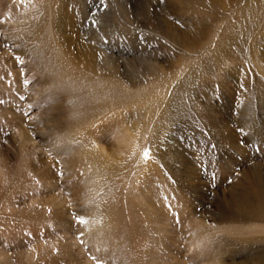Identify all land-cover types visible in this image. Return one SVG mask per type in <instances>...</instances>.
<instances>
[{"label": "rangeland", "instance_id": "1", "mask_svg": "<svg viewBox=\"0 0 264 264\" xmlns=\"http://www.w3.org/2000/svg\"><path fill=\"white\" fill-rule=\"evenodd\" d=\"M104 3L0 0V264H264V0Z\"/></svg>", "mask_w": 264, "mask_h": 264}, {"label": "snow or ice", "instance_id": "2", "mask_svg": "<svg viewBox=\"0 0 264 264\" xmlns=\"http://www.w3.org/2000/svg\"><path fill=\"white\" fill-rule=\"evenodd\" d=\"M100 3L103 5L104 8H107V7H108L107 4L104 3V0H100ZM98 23H99V22H98L97 20L93 19V21H92L93 26H95V25L98 24ZM144 155H145V156L148 155L147 151L144 153ZM61 175H62V173H61ZM79 222H80V223H84L85 221H83V220L81 219V220H79ZM93 259H95V258H93ZM97 264H102V262H101V261H97Z\"/></svg>", "mask_w": 264, "mask_h": 264}, {"label": "bare ground", "instance_id": "3", "mask_svg": "<svg viewBox=\"0 0 264 264\" xmlns=\"http://www.w3.org/2000/svg\"><path fill=\"white\" fill-rule=\"evenodd\" d=\"M257 28H258V27H257ZM258 29H259V28H258ZM220 41H221V39H220ZM236 45H237V44H236ZM239 45H240V44H239ZM262 200H263V199H262ZM253 201H254V200H253ZM244 206H245V205H244ZM247 206H248V205H247ZM253 209H254V208H253ZM242 210H243V209H242ZM242 210H241V211H242ZM249 210H250V209H249ZM249 210L247 211V215L250 213ZM261 210H262V209H261ZM263 213H264V212H263ZM244 214H245V213H244ZM241 215H242V214H241ZM242 216H243V215H242ZM250 216H251L250 214L247 216L248 220H250V218H249ZM245 219H246V218H245ZM242 220H243V219H242ZM245 221H246V220H245ZM245 221H243V222H245Z\"/></svg>", "mask_w": 264, "mask_h": 264}]
</instances>
